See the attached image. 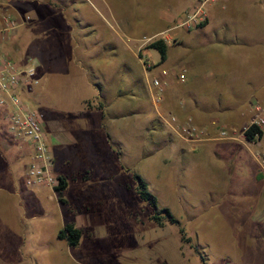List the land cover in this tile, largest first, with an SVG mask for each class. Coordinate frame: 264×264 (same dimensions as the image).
Segmentation results:
<instances>
[{
  "label": "rangeland",
  "instance_id": "rangeland-1",
  "mask_svg": "<svg viewBox=\"0 0 264 264\" xmlns=\"http://www.w3.org/2000/svg\"><path fill=\"white\" fill-rule=\"evenodd\" d=\"M188 2L194 3L0 0V8L31 17L4 47L9 57L26 66L31 58L45 64L58 59L59 72L50 79L38 69L37 103L32 94L25 97L44 121L53 117L63 125L61 143L50 148L54 172L69 177L62 194L33 189L42 217L21 246L0 233V264H203L202 257L206 264H264V172L258 165L264 140L244 146L180 139L156 114L152 75L144 71L145 60L167 68L191 64L189 94L220 125L234 124L241 133L250 108L264 98V0L209 2L206 25L157 33L173 43L164 61L155 48L140 54L136 37L157 35L161 14L170 10L177 25L197 3ZM69 44L75 58L66 74L61 57ZM100 92L111 110L103 129L100 112H82V98L102 101ZM100 101L89 104L102 107ZM0 127L13 137L1 111ZM0 170L2 176V165ZM135 172L178 223L164 214L153 218L155 209L136 192ZM68 223L82 231L75 247L58 237Z\"/></svg>",
  "mask_w": 264,
  "mask_h": 264
},
{
  "label": "built area",
  "instance_id": "built-area-1",
  "mask_svg": "<svg viewBox=\"0 0 264 264\" xmlns=\"http://www.w3.org/2000/svg\"><path fill=\"white\" fill-rule=\"evenodd\" d=\"M213 1L216 0H196V5L180 18L176 27L190 30L206 20L208 14L205 6ZM30 19V15H17L0 8V111L8 122L9 132L31 152V161L27 168V185L31 188H54L59 185L60 177L54 172V158L44 127V116L25 97L31 95L34 87L41 82L37 64L35 61H31L28 66L16 64L3 46V41L9 35L15 34L24 21ZM161 34L145 36L143 40L151 42ZM144 64L148 74L152 75L151 83L155 89L154 99L157 104L162 101L163 91L169 85L171 76H175L181 82L187 79L186 67L167 68L149 60H145ZM249 111L248 124L241 133L244 134L252 125L264 130V98L255 102ZM166 120L182 139L194 145L210 138L227 140L238 134L236 127L220 125L216 120L208 127L199 125L193 116L181 118L168 113ZM262 139L264 140V135L255 144L259 146ZM258 165L264 172V152H258Z\"/></svg>",
  "mask_w": 264,
  "mask_h": 264
},
{
  "label": "crops",
  "instance_id": "crops-1",
  "mask_svg": "<svg viewBox=\"0 0 264 264\" xmlns=\"http://www.w3.org/2000/svg\"><path fill=\"white\" fill-rule=\"evenodd\" d=\"M222 1L226 2L227 0H222ZM191 2L194 3L188 2L186 6L191 7L196 3V0H191ZM223 8H225V6H223ZM160 17L164 21V26L159 30H157L155 33H153V35L176 28V25L174 26L176 14L175 13L173 14V11L170 10L167 13L164 12L161 14ZM208 18L209 19L212 18L209 13H208ZM46 27L48 28V26ZM129 28L131 29L132 26H130ZM15 34H13L12 36L9 35V37L3 41L4 47L10 44V42L14 39L13 37ZM174 34L176 35V32H174ZM145 36H151V35H144V37ZM65 41L66 40H63L62 43H64ZM166 41L168 43L169 48L173 47V43L170 39H167ZM135 42H136L135 48L140 54L142 53L143 49H147V45L149 44L148 42H145L141 37H136ZM63 47L65 51H63V56L61 57L64 62L62 70H65V73L68 74L69 72H71L70 71V65L72 64L71 62H74L75 47L74 45L71 44ZM31 59L30 61H34V58ZM36 59L37 61L35 62L37 64L38 69L40 67L41 68L43 67L45 75L47 76L48 79L51 78L53 73L59 72L58 71L59 67L57 66V64L59 63L56 57L54 56L49 57V61L47 64L43 63L42 59H38V57ZM181 67H186L187 75H189L190 69L193 66L191 64L180 65L178 68ZM85 69L87 70V68ZM85 69L81 68L80 71L85 72ZM144 71L149 77V74L146 71L145 64H144ZM188 80L189 78H187L185 82H181L175 76H171L169 79V85L163 91V99L160 103L157 104L154 99L155 89L152 86L151 77H149V83L151 84L150 85L151 97L155 107L156 114H158L160 119L163 121L164 125H166L180 139L182 138L174 131V129L168 124L166 120L168 113L176 114L181 118H185L186 116H193L195 121L199 125L207 126V127L211 125L212 121L216 120L213 117H211V115L208 112H206L205 108L203 107L204 105H202L201 103L202 101L197 100V98H195V95L193 96L189 94L191 93L192 90H191V86L188 84ZM188 95L193 97V101L188 100L187 98ZM36 96H37V91H35L31 96V99L33 100L34 103H37L38 100ZM100 97L104 101L103 100L100 101L99 97L97 99V96L82 98V104H83L82 112L85 114V116L91 115V113L94 112H100L101 116L100 118H98V127L103 129V121L107 113H109L110 109L108 107L109 103L106 102L105 95L101 93ZM93 99L97 103H99L100 101L102 107L101 106L95 107L94 105L89 104ZM111 113L113 112H110V114ZM230 126L235 127L234 124H230ZM44 127L47 132L49 143L51 144V146H58L61 143L60 142V136L62 135L61 132L64 131L63 125L59 121L53 119V117L52 118L46 117L44 121ZM107 136H108V142L110 143L109 148L111 149L112 153L116 155L117 152L111 147V142L113 141V139L109 133ZM215 141H224V143L227 145H229L230 143L232 144L234 143V144L247 146L245 142L249 143V141L245 138L244 134L238 133L233 138L227 140H214L210 138L207 139L205 142L200 143V145H204L205 143H210ZM118 158H120L119 153H118ZM30 161H31L30 150L21 142H19L13 137L11 138V136L5 134L3 130L0 129V165L3 166V174L2 176H0V233L4 234V236H6V238L8 239L21 240V243L19 242L20 246L24 243L23 240H25L28 233L34 229V223L37 222L38 218L42 217V205L38 204V200L33 194L34 188L29 187L26 183L27 168ZM122 168L124 169L125 167L122 166ZM57 175L66 178L67 187H68L69 177L62 172L57 173ZM86 175L84 176V178L88 179L89 177H86ZM17 246L19 245L17 244Z\"/></svg>",
  "mask_w": 264,
  "mask_h": 264
},
{
  "label": "trees",
  "instance_id": "trees-1",
  "mask_svg": "<svg viewBox=\"0 0 264 264\" xmlns=\"http://www.w3.org/2000/svg\"><path fill=\"white\" fill-rule=\"evenodd\" d=\"M207 20L203 21L199 24V26H204L207 24ZM147 48H155L157 49L161 56H162V61H164L167 57L169 46L165 38L160 37L156 38L153 41H151L148 45ZM32 94V93H31ZM245 138L252 143H255L258 141V139H261L264 135V130L259 128L256 125H252L248 127L245 130ZM60 177V183L58 186L54 187V190L60 194L66 189L67 187V180L63 176ZM133 177L136 179L137 185H136V190L139 195V197L148 202L154 209H155V215L153 218L155 220H160V215L164 214L165 217L169 219L171 223H178V220L176 217L172 214L171 210L169 208H159L158 205V199L157 197L149 190L148 185L144 178L139 174V173H134ZM60 200L63 202H66V200L60 195ZM162 225V222L160 223ZM58 237L60 239H65L69 243L70 246H77L80 243L81 237H82V231L79 227H77L74 223H68L65 225L64 228H62L59 233ZM203 264L205 263V259L202 257Z\"/></svg>",
  "mask_w": 264,
  "mask_h": 264
}]
</instances>
